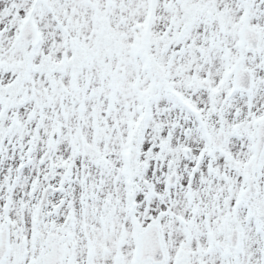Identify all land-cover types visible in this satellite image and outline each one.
<instances>
[{
  "label": "snow or ice",
  "instance_id": "obj_1",
  "mask_svg": "<svg viewBox=\"0 0 264 264\" xmlns=\"http://www.w3.org/2000/svg\"><path fill=\"white\" fill-rule=\"evenodd\" d=\"M0 264H264V0H0Z\"/></svg>",
  "mask_w": 264,
  "mask_h": 264
}]
</instances>
